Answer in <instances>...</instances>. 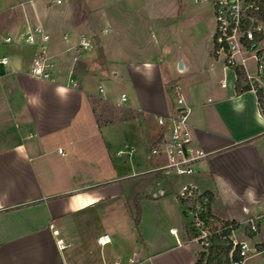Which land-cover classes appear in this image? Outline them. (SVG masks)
Masks as SVG:
<instances>
[{
    "label": "crops",
    "instance_id": "obj_1",
    "mask_svg": "<svg viewBox=\"0 0 264 264\" xmlns=\"http://www.w3.org/2000/svg\"><path fill=\"white\" fill-rule=\"evenodd\" d=\"M106 1L105 12L96 0H0V57L9 58L0 64V264H196L200 246L184 237L176 195L189 181L211 197L215 215L241 227V238L247 219L264 212V118L257 94L237 91L236 69L214 53L211 3L214 27L198 35L197 10L185 0ZM37 25L48 41H1ZM83 38L94 46L76 60ZM43 49L55 62L52 79L31 72ZM168 64L176 74L165 79ZM117 79L121 93L111 85ZM179 94L208 156L193 176L166 180L150 150L161 138L158 117ZM97 98L119 111L100 114ZM166 195L181 214L166 204L169 225L141 227L137 238L136 200ZM106 233L112 241L99 244ZM245 235L257 250L244 264H264V228Z\"/></svg>",
    "mask_w": 264,
    "mask_h": 264
},
{
    "label": "built area",
    "instance_id": "obj_2",
    "mask_svg": "<svg viewBox=\"0 0 264 264\" xmlns=\"http://www.w3.org/2000/svg\"><path fill=\"white\" fill-rule=\"evenodd\" d=\"M209 2L212 5L215 30L213 33L214 53L224 56L225 63L234 69L244 72L245 85L253 90L259 99V107L264 118V0H196ZM61 2V0H57ZM50 39V34L41 26L29 28L27 33L16 40L12 35L1 37L4 44L15 41H25L30 44H39ZM94 43L89 38L76 46L78 54L92 48ZM45 48V46L43 47ZM253 60V69L248 62ZM9 58L0 57V64L7 65ZM55 62L45 56L44 49L32 65L31 72L45 79L53 78ZM225 85V83H223ZM101 90L102 87L100 86ZM126 100L123 93L121 101ZM121 103V102H119ZM191 107L188 106L182 95H176L174 108L168 115L158 117L162 128L161 138L150 150L151 156L161 157L162 163L153 170L176 177H190L197 172L198 163L208 156L194 140L193 130L189 123ZM64 153L63 149H59ZM164 192L159 189L156 195ZM178 199L184 205L186 218L185 233L189 242L200 245L199 257L203 255V264H207L210 256L220 254L223 261L230 264H244L256 252V247L250 245L246 231L257 234L264 228V212L250 216L245 222L242 237L237 233L238 224L223 219L212 212L211 197L193 182L183 183L177 192ZM56 242L60 248H65L66 242L61 237L59 230L54 229ZM178 242L179 233L176 228L170 229ZM112 241L110 234L106 233L98 238V243L106 245ZM227 251V252H226ZM116 264H120L116 262Z\"/></svg>",
    "mask_w": 264,
    "mask_h": 264
},
{
    "label": "rangeland",
    "instance_id": "obj_3",
    "mask_svg": "<svg viewBox=\"0 0 264 264\" xmlns=\"http://www.w3.org/2000/svg\"><path fill=\"white\" fill-rule=\"evenodd\" d=\"M176 1L178 3V0H169V2L174 4L175 7L179 5L177 3L175 4ZM185 1L188 3L190 7L193 6L197 10V13H196L197 15L195 16V20H194L195 21L194 22V29H195L194 32L198 35H207L208 33H210L211 29L214 27V20L212 16V8H211L210 3L208 2L195 3L194 0H185ZM96 3H98V5L102 7V9L105 12L107 11L108 3L106 0H96ZM172 28L175 29L176 26H170V29ZM168 66L169 67L166 69L167 72L165 74L166 75L165 79L168 76L172 77L176 74L174 65L168 64ZM119 82L121 83V81L117 79V80H114L113 83H111V85L114 86V91L116 93H121L122 91V87ZM97 100H98L97 105H98L100 114L107 115L110 112L119 111V109L114 108V106L111 104L110 101L105 100V99H98V98ZM158 174L166 180H170L171 178H173V175H167V174H164L163 172H158ZM144 176L151 177L152 174L148 173V174H145ZM166 204L167 205L169 204L167 207L168 211L166 210V206H165ZM142 211L144 212L145 215H144L143 221L140 223ZM166 211L169 212L171 215L173 214L172 215L173 217H175L177 214L178 215L181 214L179 205L177 203V199L173 197L172 195H166L160 198H147L145 200H142L141 205L139 204V208L136 209V214H134L136 216L137 214H139L138 224L136 223L138 228H130V232H133V234L137 238H141V234H140L141 227L145 230L147 228H153L154 230L158 232H163V228H165L167 224L169 225V223L171 222L170 219H172L170 216L166 215ZM185 224L187 223L185 222ZM184 237L186 240H188L187 235H185ZM199 254L197 258H199ZM256 258L257 257L249 259L247 263L253 264L256 261ZM226 262L227 261H223L222 264H226Z\"/></svg>",
    "mask_w": 264,
    "mask_h": 264
},
{
    "label": "trees",
    "instance_id": "obj_4",
    "mask_svg": "<svg viewBox=\"0 0 264 264\" xmlns=\"http://www.w3.org/2000/svg\"><path fill=\"white\" fill-rule=\"evenodd\" d=\"M261 16L264 18V12L261 14ZM237 71V75H238V83H237V91H242V90H247L249 89V86L247 85H240V81L241 79L244 77V72L241 69L236 68ZM136 208H139V203L138 200H136L135 202ZM135 221L138 224L139 221V214H137V216L135 217ZM227 252V251H226ZM203 255L201 257H199L196 261V264H203ZM223 263V259L222 256L220 254H217L216 256H210L207 260V264H222ZM226 264H230L229 261L226 262Z\"/></svg>",
    "mask_w": 264,
    "mask_h": 264
}]
</instances>
